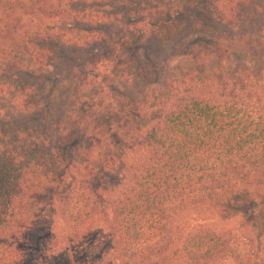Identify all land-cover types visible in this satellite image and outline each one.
Returning <instances> with one entry per match:
<instances>
[{
    "label": "trees",
    "instance_id": "16d2710c",
    "mask_svg": "<svg viewBox=\"0 0 264 264\" xmlns=\"http://www.w3.org/2000/svg\"><path fill=\"white\" fill-rule=\"evenodd\" d=\"M99 1L124 0H0V65L40 69L60 40L97 47L91 68L101 71L63 134L0 140V264H264V232L176 224L186 210L264 189V91L220 63L228 50L214 37L251 0H157L121 15L75 8ZM184 14L200 38L194 60L210 66L186 68L155 97H114L108 72ZM0 94L34 108L30 88L12 79L0 80ZM92 227L105 232L110 258L77 261L58 247Z\"/></svg>",
    "mask_w": 264,
    "mask_h": 264
},
{
    "label": "rangeland",
    "instance_id": "374dc122",
    "mask_svg": "<svg viewBox=\"0 0 264 264\" xmlns=\"http://www.w3.org/2000/svg\"><path fill=\"white\" fill-rule=\"evenodd\" d=\"M157 2L124 0L107 6L99 1L95 4L79 3L75 8L113 11L121 15L130 9ZM190 20L191 16L184 14L159 34L144 38L126 66L106 75L111 94L129 99L155 97L165 91L171 78L186 68L197 66L203 70L209 67L211 63L206 58H201L202 65L194 60L197 49L190 48V45L200 38L190 31ZM116 22L113 20L109 27L114 29ZM203 37L211 38L208 33ZM214 37L228 50V55L220 63L243 76L252 75L264 91V0H251L250 5L241 8L235 22L219 24ZM97 49L93 46H71L55 40L52 53L40 69L30 67L31 72L30 69H16L10 64L0 65V80L9 78L19 86L29 87L30 100L34 102V108L25 111L16 99L0 94V140L15 138L17 133L39 137L61 135V128L75 123L82 116L81 105L85 99L89 100L101 86L98 81L101 71L91 68ZM86 108L91 112L95 110L90 105ZM54 124H58L59 129H55ZM176 224L184 232L210 228L223 233L250 232L257 237L264 232V189L257 198L248 191L206 209L186 210L176 219ZM104 234L100 227H92L78 242L61 241L58 247L70 250L77 261L100 262L110 258L104 246Z\"/></svg>",
    "mask_w": 264,
    "mask_h": 264
}]
</instances>
